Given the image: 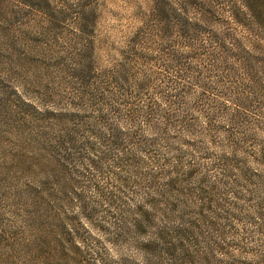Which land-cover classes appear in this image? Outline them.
<instances>
[{
  "label": "rangeland",
  "instance_id": "374dc122",
  "mask_svg": "<svg viewBox=\"0 0 264 264\" xmlns=\"http://www.w3.org/2000/svg\"><path fill=\"white\" fill-rule=\"evenodd\" d=\"M160 2L82 0L81 34L75 0L0 1V264L141 263L139 243L129 233L133 211L142 204L137 177L117 159L101 162L99 171L92 162L75 167L60 183L89 203L92 210L81 214L76 195L61 194L55 182L62 158L48 154L45 133L53 137L61 123L52 116L48 123L46 111L73 108L68 104L81 94L86 104L79 113L93 121L90 104L97 101L96 85L107 82L104 71L128 62L131 82L150 78V72L170 77L161 68L170 51L192 65L181 79L182 102H160L159 78L137 98L140 106L153 103L150 129L163 128L144 134L158 142L171 137L182 161L196 164L195 179L205 176L199 222L206 223L198 225L195 208L183 207L192 219L185 258L190 264H264V86L237 89L246 99L235 104L217 85L226 72L210 65L202 48L195 52L204 61L187 57V47L179 45L185 38L152 10ZM202 31L200 39H206ZM84 42L91 46L82 47ZM198 81L209 84V92ZM160 114H168L173 125L166 126ZM135 124L150 130L138 118ZM121 222L126 234L118 230Z\"/></svg>",
  "mask_w": 264,
  "mask_h": 264
},
{
  "label": "trees",
  "instance_id": "16d2710c",
  "mask_svg": "<svg viewBox=\"0 0 264 264\" xmlns=\"http://www.w3.org/2000/svg\"><path fill=\"white\" fill-rule=\"evenodd\" d=\"M75 2L77 31L82 34L85 32V24L80 13L83 14L85 6L82 0ZM152 10L165 27L185 38L186 42L179 45L187 47L188 58L193 59L192 61H204L195 52L202 48L201 53L204 52L208 63L226 72L217 80V85L221 91H226L224 95L233 96L235 104H243L246 99V96L237 94V89L245 91L258 87L259 90L264 86V0H164L154 3ZM202 29L203 33L206 32L203 34L207 36L206 39H200ZM90 43L84 42L82 47L91 46ZM165 53L169 61H163L161 68L166 69L171 74L170 77L164 78L160 77L161 73L153 72L156 74L152 75L150 72V78L131 82L128 62L114 64L104 71V74L108 72L105 77L107 82L102 87L96 85L97 101L90 104L95 113L92 115L93 121H87L88 116L83 118L79 113L80 108L86 104L81 94H77L76 100L68 104L73 108L65 106L58 113L50 109L46 111L48 123L53 124L50 116L61 123L53 137L52 133H45L48 154L52 158L59 154L62 158L57 159L61 161L63 168L60 169L61 176L55 182L62 186L61 194L76 195L72 198L76 200L81 214L92 210L89 203L84 202L83 196L76 191H69L65 183H60L69 179L68 176L75 167L80 164L83 167L85 163L92 162L99 171L101 162L117 159L121 166L137 177L142 204L133 211L129 233L139 243L140 264H190L191 260L185 258V240L189 239L192 219L190 220L189 212L187 214L183 207H189V210L195 208L193 212L196 213L193 215L197 216L198 225L206 223L199 222L204 219L205 206L201 187L205 176L195 179L198 176L196 164L193 161H182L170 144L171 137H160L163 141L158 142L155 141L156 135L148 137L144 134L151 135L153 129L156 132L163 128L150 129L153 103L151 100H144L140 106L137 94L145 88L154 87L155 80L159 78L158 82L161 79L163 81L159 86L165 87H162L161 93L159 91L160 102H182L180 92H185L186 89L181 79L192 68L176 53ZM232 70L234 74L230 75ZM232 76L233 79H230ZM198 84L202 92H209V84L199 81ZM132 92L135 94L132 95ZM177 106H182V103ZM179 108L184 110L183 107ZM207 111L205 120L209 122L211 116ZM160 115L166 126L173 125L168 114ZM236 117L234 113L230 119L235 121ZM137 118L147 123V129L150 130L139 131L135 124ZM180 122L185 123L184 119ZM52 158L50 159L54 160ZM110 204L117 207L115 200H111ZM84 218L89 220L88 215H84ZM121 225L118 230L126 234L125 230H121L123 222ZM115 237L118 234H114L112 240Z\"/></svg>",
  "mask_w": 264,
  "mask_h": 264
}]
</instances>
